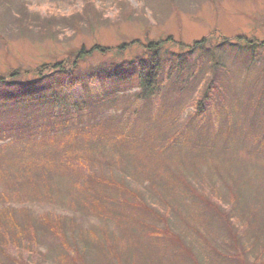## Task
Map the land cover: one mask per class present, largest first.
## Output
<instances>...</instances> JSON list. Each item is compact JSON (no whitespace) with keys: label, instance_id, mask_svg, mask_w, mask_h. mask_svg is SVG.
Wrapping results in <instances>:
<instances>
[{"label":"rangeland","instance_id":"rangeland-1","mask_svg":"<svg viewBox=\"0 0 264 264\" xmlns=\"http://www.w3.org/2000/svg\"><path fill=\"white\" fill-rule=\"evenodd\" d=\"M196 41L203 42L173 73V90L143 104L133 82L103 111L114 128L128 123L131 150L96 166L95 179L113 186L97 187L101 199L94 203L85 207L82 196L64 188L57 201L22 204L10 180L17 156L0 142V177L10 171L0 180V221L18 220L25 207L40 230L30 251L0 245L1 257L72 264V252L82 248L77 264H264V255L255 262L264 254V0H0L1 75L68 59L81 46L107 47L80 63L85 70L133 59L149 42H160L165 53L190 51ZM246 41L261 46L251 53L242 48ZM212 78L206 114L192 118ZM136 140L139 150L129 155ZM52 169L65 181L80 171L61 162ZM114 210L122 224L110 218ZM244 210L259 211L256 246L253 237L239 242L251 227ZM43 218L66 223V233L42 227ZM214 250L237 255L220 258Z\"/></svg>","mask_w":264,"mask_h":264},{"label":"trees","instance_id":"trees-1","mask_svg":"<svg viewBox=\"0 0 264 264\" xmlns=\"http://www.w3.org/2000/svg\"><path fill=\"white\" fill-rule=\"evenodd\" d=\"M203 41H196L193 46L188 47L190 51L165 53L162 52L160 42H149L144 46L143 53L133 59L118 61L112 57L113 59L101 61L97 66L85 70L80 63L87 60L94 53V49L102 52L107 47L96 45L86 50L81 46L68 59L45 62L29 70L14 68L6 74H0V142L10 144L17 156L14 159L17 168L11 175L12 179L9 177V171L5 175L1 173L4 177H0V180L5 183L8 177L12 181L16 198L22 204L30 201H57L66 195V190L61 194L64 188L74 190L76 197L82 196L81 204L85 207L87 203H94L96 198L101 199L98 195L99 189L112 187L113 181L96 180L93 172L102 161L114 160L117 154L122 155L124 151L128 153L131 150L127 142L130 139L129 132H132L128 123L116 128L112 124L109 125L110 121L103 117V111L117 104L121 95L132 90L135 86L133 82H136L135 88L138 89L134 92L138 102L144 104L163 97L164 91L167 88L168 91L173 90L178 82V78L173 75L174 71L191 59L192 52L198 49ZM258 46L261 45L246 41L242 48L252 53ZM201 49L204 56L208 48ZM202 63L204 62H201V65ZM212 66L215 70L219 68L214 60ZM214 84L215 80L212 78L202 96L194 101L196 114L193 113L192 118L206 114L212 96L210 90ZM181 136H184V133H181ZM177 138L178 135L173 136L171 145H175ZM138 143L136 140L135 149L129 155L139 150ZM54 162L70 165L83 173L76 170L74 175L65 181L61 175H54ZM8 208L10 207L6 209ZM27 209L21 207L17 211L20 215L18 220L0 221V245L3 249L6 250L7 245L12 244L14 247L9 246L17 250L23 247L30 251L32 246L38 244L40 230L32 224L34 218L29 211L27 213ZM92 210L99 216L106 214ZM8 211L16 212L14 209ZM119 212H110V218L121 223ZM247 213L249 211L244 210V217L251 227L246 231L248 234L240 235L239 242L253 237V244L256 246L257 242H261V237L253 231L254 226L260 224L259 211ZM41 223L42 227L50 231L59 228L66 233L68 228L66 223L62 226L48 218H43ZM252 232L254 234H250ZM95 242L92 241L98 247ZM80 251L77 250L79 254L72 252V264H77V261L81 263L83 253ZM214 252L220 258H234L237 255H226L216 250ZM5 253L8 255V251ZM263 255L261 252L256 253L255 262L263 259ZM0 264L17 263L3 254L0 256Z\"/></svg>","mask_w":264,"mask_h":264}]
</instances>
